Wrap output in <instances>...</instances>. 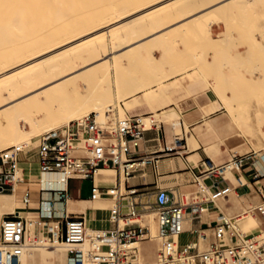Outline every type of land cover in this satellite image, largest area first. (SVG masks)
I'll use <instances>...</instances> for the list:
<instances>
[{"label": "bare ground", "instance_id": "obj_1", "mask_svg": "<svg viewBox=\"0 0 264 264\" xmlns=\"http://www.w3.org/2000/svg\"><path fill=\"white\" fill-rule=\"evenodd\" d=\"M6 1L8 5L4 3L5 5L3 7L0 6V142L4 143V140L9 144L20 142V145L24 146L26 142L37 140L36 138L40 135L48 134L53 129L69 125L71 120L79 119L80 121V119L86 117L88 115L86 113L89 112L96 113L97 123L101 127L108 130L115 128L116 123L112 125H102V123L109 118H106V116H108L106 114L113 112V109H115L114 91L116 83L119 87L118 91L122 89L120 80H115L116 77L114 76L115 78H113L112 76L115 74L112 73L113 69L111 66L115 68L119 67L121 62L120 56L123 57L122 53L124 55V52H130V50L133 49L129 45L133 35L132 33L135 31V29L132 28L133 26L136 25L140 28H147L152 25L153 21L159 16H181L179 17L181 21L177 23L175 27L180 28L185 26L183 29H185V31L187 30V34L188 32L190 34L191 31L193 33H198L201 28L203 30V27L206 30V22L202 17L204 14L213 11L215 13H222V16H229L228 13H231V11H229V5L230 7L233 5L243 6L248 3L250 4L252 0H116V2L115 0H111L110 3L108 0H102L104 2L101 0H95L97 2L90 0L91 2L88 1L90 4L85 0L84 3L87 4L88 9H86V4H84L85 8L82 6L84 10L83 8L80 9L82 5L80 1L83 0H79L78 2L74 0H17L18 2L20 1V3L14 0ZM9 1L11 3H9ZM78 5H80L79 8ZM75 6L77 10L74 8ZM234 6L233 9L235 8ZM245 7L247 6L245 5ZM239 11H241V9ZM238 15L237 13L236 16ZM127 18L129 19L125 22H121ZM237 18L239 19V17ZM189 29L190 31H188ZM170 32L172 31L170 30ZM132 39H134V37ZM153 44L147 41L146 44L134 49V53L133 51L130 53L127 52V55H130L129 57L127 56L130 58V63L132 60L136 59L137 56H139V59L135 61L136 63L139 62L140 56L143 55L144 57L142 53L143 50L149 48V50L151 49L150 52L153 51ZM125 48L127 50H125ZM111 53L115 54L109 57ZM152 57L153 56L149 58L151 60H148L152 61ZM111 59L113 61L112 65L108 63L109 60L111 62ZM155 62H157V59H155ZM140 63H142V60ZM142 64L146 67L148 63L146 64L144 62ZM190 66L193 69L192 72H189V69H185L184 71L183 69L181 70V72L183 71L181 77L183 80L181 82H184L189 75L193 76L191 79L196 77L197 72L194 67L195 65ZM140 67L142 69L143 66L140 65ZM124 68H126V66H124ZM149 69L152 68L149 67ZM120 70H122V67H120ZM122 72L123 71L119 73L121 80L123 79L121 75H126L128 73L127 71V73L125 72L126 74ZM143 72L145 73V70ZM84 73H86V77ZM119 74L117 73V76ZM149 74L152 75L151 72ZM129 75H131V73ZM153 76L154 75H152V77ZM152 79L154 80V78ZM131 81L134 80L131 79ZM127 87H129V85ZM122 90L126 92L125 89ZM121 92L119 94H123ZM123 95L120 97V100L122 98V100L126 101L128 98L125 97L126 99H124ZM115 101L118 106V100ZM48 112L52 115L50 114L46 117ZM164 113H166V111ZM53 114L55 115L53 116ZM54 117H56V119H53ZM151 117L152 116H142L140 120L147 126L152 125L151 122L153 120ZM166 117L168 121L173 118L179 119V114L175 109H170L167 111ZM54 120L55 124L52 123ZM158 122L161 121L158 119ZM173 124L181 130L180 122H174ZM28 126H30V129ZM192 138L193 135L188 137L189 140ZM21 165L23 166L21 162L17 165L16 178L20 177L19 166ZM257 166L261 172H264V164L261 159L257 162ZM20 170L22 171V169ZM235 170L238 171L235 172ZM113 172L114 170L111 168L99 169L95 178L96 184L98 186H107V184L113 180ZM223 174L231 176L240 174L242 176L240 168L233 163L228 164L224 168ZM61 180L62 176L58 173H41L39 179L40 182L42 181L45 183L60 182ZM16 189L17 184H15L14 188L5 187L4 189H0V192L8 190L15 191ZM105 195L107 196V194ZM48 196H50L49 192ZM106 196L98 194L95 198V203L100 204L105 202ZM109 198L111 199L112 197ZM222 199H229V197H222ZM68 201V203L72 204L74 207L78 205L79 212L85 213L86 220L89 219L88 209L91 208V202H94L93 200L69 199ZM215 203H217V201ZM1 207L2 209L5 208L0 206V209ZM223 207H225V205H223L222 208ZM54 208L56 210V215H60L63 204L56 201ZM49 209V205L46 204L44 212L49 213ZM21 211L24 212V209H18L17 211L19 216L21 215ZM151 213L154 212L144 214L141 217V224L149 227V236L152 231L156 229H159L160 236V225L156 219V214ZM27 214L30 215L28 212ZM143 217L145 224L142 222ZM219 217L230 218L226 215H219ZM31 219L29 221H31ZM29 221L26 236L29 246L21 256L20 261L28 260L29 253L32 258H35L31 252L39 246H42L43 248H39L41 258L50 260V258L53 259L56 257L66 263L67 254L61 251L60 254L57 255L55 252V249L64 247L63 243L58 240H49L44 233L39 241L32 242L33 237L36 235L33 236L32 232L29 231L31 229V227L29 229ZM36 225L38 228L42 226L48 227L57 234L58 225L55 221H40L39 218H37ZM247 225L252 229L254 228V224L250 220L247 221ZM97 231L98 229H94L90 225L87 226L89 238L84 244L85 249H91L92 238L95 237ZM159 236L154 237L151 234V246L153 245L154 247ZM140 242L141 241L132 242L130 243V247L135 246L139 248V255L147 256L148 251L151 249H147L146 246H137ZM137 251L135 253H137ZM136 257L132 259L133 263ZM148 258L155 261L154 257L151 258L150 256ZM1 259H3V254ZM21 262L20 264H23Z\"/></svg>", "mask_w": 264, "mask_h": 264}, {"label": "built area", "instance_id": "obj_2", "mask_svg": "<svg viewBox=\"0 0 264 264\" xmlns=\"http://www.w3.org/2000/svg\"><path fill=\"white\" fill-rule=\"evenodd\" d=\"M150 127H146L140 118L127 116L118 119L115 128L108 130L97 123L95 114H89L82 122L75 121L63 130L52 131L40 138L36 147L40 171L60 174L62 187L47 190L51 197L41 200L38 218L40 221L57 222V234L48 227H45L44 233L48 234L46 237L49 240H58L64 244L67 264H134L132 259L136 257L138 248L130 247V243L148 239L150 229L141 224L140 218L150 212L156 214L160 225L158 264H264V237L248 235L241 230L240 225L242 217H247L250 212L264 220V183L257 188L261 201L244 211V216L238 214L231 218L221 217L211 232H199L196 242H180L188 217L199 218L208 211L210 203L228 197V193L234 189L231 186L221 187L218 180L212 184H208L207 180H226L223 171L228 164L233 163L242 168L256 157L264 160V155L255 150L243 154L234 153L221 167L207 168L195 176L194 183L199 189L197 195L190 197L188 202L184 198L179 201L172 191L160 188L154 202L148 204L141 199L145 193L140 190V186L130 185L129 179L150 164L157 166V156L133 155V150L140 147L144 133ZM26 148L12 145L1 150L0 160L6 167L0 171V189L14 188L20 181L16 178L17 162L21 154L29 152ZM110 166L118 173L119 185L98 186L95 180L97 171ZM254 178L259 181L264 178V174L255 172ZM71 179L93 180V199L103 193L117 196V199L124 202L126 199L124 206L128 211H122V204H116L110 209V217L117 222V227L98 230L92 238L90 250L84 247L89 238L85 217L71 215L66 208L69 200L68 182ZM123 187L125 192H122ZM201 196V200L195 199ZM56 201L64 205L60 215H56ZM24 202H30L29 192L25 194ZM46 204L50 207L49 213L44 212ZM27 231V218L4 214L0 222V264H20V258L29 246ZM206 240H210L207 245L204 243ZM33 241L39 240L33 238Z\"/></svg>", "mask_w": 264, "mask_h": 264}, {"label": "rangeland", "instance_id": "obj_3", "mask_svg": "<svg viewBox=\"0 0 264 264\" xmlns=\"http://www.w3.org/2000/svg\"><path fill=\"white\" fill-rule=\"evenodd\" d=\"M14 1L16 2L17 0H14ZM20 1L19 2L17 1V2L20 3ZM66 1H68V0H66ZM74 1L78 2L79 0H74ZM84 1L85 0L80 1V4H82L80 9L83 8L82 6H84V4H86V3H84ZM88 1H90V0H87L86 2L88 4H90L91 1H95V0H91L90 2H88ZM108 1L110 3L111 0H108ZM95 2H97V1H95ZM102 2H104V1H102ZM115 2H116V0H115ZM4 3L7 4V1L6 0H0V4H1L0 6L3 7L5 5ZM9 3H11V2L9 1ZM18 3H17V5H18ZM7 5H6V7H7ZM13 5H14V3H13ZM245 5L247 7H245ZM245 5H243V6H241V5L240 6L239 5L234 6L233 5L235 7L234 9H233L232 4H231L232 7H230V5H229L230 9L229 8L228 9H229V11H231V13H228V14L230 17L228 15L222 16V13L221 14L215 13L213 11L204 14V16H202V17L204 18V20L206 22L205 24L207 25V26L205 25L206 30L203 27V30L201 28L202 32L200 30V31H198V33L194 32L195 34L192 31L190 34H189V32L187 34L186 33L187 30L185 31V29H183V27H185V26H182L180 28L175 27V25L177 26V23H179L181 21L179 19V17H181V16H163V17L159 16L156 19L153 18V19H155L153 21V24L147 28L146 27L140 28V27H137L136 25L133 26L132 28H134L135 31L132 33L133 34L132 38L134 37V39L131 38V40L129 42V45L133 49L130 50V52H132L137 47L146 44L147 41L152 42V44L154 43L152 45V48L154 47V50H153L154 52L151 51L153 53V55H152V53L150 52L151 49L149 50V48H148L147 49L148 51L143 50L142 53L144 54V57H143V55L140 56L139 62L136 63L137 59H139V56H137L136 59L132 60V62L130 63V61H129L130 58H128L130 55H127L130 52L126 51V52H124V55L122 53L123 57L120 56V61H121L120 64L121 65L119 64V67H117V68L111 66V68L113 69L112 73L115 74V75H112L113 78L116 77L115 80H117V79L120 80V82L122 83L121 88L125 89L126 92L122 89L120 91H118L119 87L117 86V83H116V87H115V91H114V95H115L114 96V104H115L114 108L115 109H113V112L106 114V115H108V116H106V118L107 117H109V118H108V120H105V122L102 123V125L103 126H104V124L112 125V124L117 123L118 119H122L123 117L126 118L128 116L126 113V109H131L133 106L140 103L142 97H144L146 100H150L151 98L155 97L156 94H160V93H164V92L168 91L169 90L168 88H170L173 85H169V86L164 85L166 83V81L168 79H170L171 77H173L174 75H177V74H180L181 75L180 78H181L183 75L182 73L185 69H191L190 65H195L194 67H195V70L197 72V75L194 79H191L193 76L189 75L188 77H186V80L190 79L191 81H195V80H198L199 77H202V76L205 77L209 73H214L215 68H216V62L215 61L218 59V54L220 53V52H218L219 45H221L225 42V38H220V37L217 38V35H215L212 32L211 27L214 23L224 22L226 25V29H227L226 34H231V33L237 34V37L233 39L232 45L236 49H238L241 46H246L247 64L245 66L243 65L241 67H245L247 69V73L252 76L253 80L255 79L256 85L252 89H249L246 92V94H244V96L247 99L246 101H244V102L238 101L239 107H238V115L237 116H235L236 111L230 105V103L227 101L225 94L224 93H219V94L220 95L222 94L221 98H222L224 104L230 108V112L233 115L235 121L240 124V127L242 128L241 135L246 136L249 139V141L253 145V149L256 152L264 154V128L262 127V125L264 124V0H252L250 4L248 3ZM251 5H252V7H251ZM9 6H11V5H9ZM79 6L80 5H78V8H79ZM86 7H87L86 9H88L87 4H86ZM74 8L77 10L76 6ZM84 8H85V6H84ZM84 8H83V10H84ZM240 9H241V11H239ZM237 13L239 14L238 16H236ZM237 17H239V19ZM240 18H243V19H240ZM128 19L129 18L124 19L121 22H125ZM228 19H230V20H228ZM236 23H238V24H236ZM188 24H191V23H188ZM229 24H230V26H229ZM172 27H174V28H172ZM170 30L172 32H170ZM188 31H190V29ZM229 31H230V33H229ZM125 50H127V49L125 48ZM115 53H119V52H115ZM115 53H111L109 57L114 56L113 54H115ZM133 53H134V51H133ZM209 53H212L211 59H208ZM238 54H239V52H238ZM151 56H153L152 61H149V60H151V59H149ZM118 58H119V56H118ZM153 59H154V62H155V59H157V62H155L156 64L153 62ZM141 60H142V63H144V62L146 64L148 63L146 67H148V65H149V67L152 69H149V67L148 68L144 67V65L142 63H140ZM146 61H148V62H146ZM112 62H113L112 59H111V62H110V60L108 61V63H110V65H112ZM158 62H160L162 65ZM150 64L152 65V67ZM140 65L143 66L142 67L143 70L141 69ZM124 66H126L127 69L124 68ZM159 66H160V68H159ZM120 67H122V70H120ZM129 68H131V69H129ZM144 68H146L148 72L150 71L151 74L154 76L152 77V75L149 74L150 72L148 73L146 71V69H144ZM182 69H183V71L181 72ZM144 70H145V73L143 72ZM121 71H123L124 74H126L128 72L126 75H121L123 78L122 80H121V77L119 74ZM219 71H220V69H219ZM146 72H147V74H146ZM117 73L119 74L118 76H117ZM130 73H131V75H129ZM162 73H165V74H162ZM255 74H257V77H255ZM84 76L86 77V73H84ZM243 76L244 75L241 72L240 67H238L237 73H236L234 79L239 80V78H243ZM133 77H135V78H133ZM152 78H154V80ZM131 79L134 81H131ZM126 80H127V82H126ZM182 80L183 79L181 78L180 80H177V82H181ZM127 84L129 85V87H127L128 86ZM125 85H127V86H125ZM124 86H125V88H124ZM161 89H162V91H161ZM127 91H129L130 93ZM148 91H149V93H148ZM120 92L123 94L125 93V94L124 95L119 94ZM137 92L138 93L143 92V96H138ZM122 95H123L124 99H126V98H128V99L126 101H124L121 98V100H120V97ZM115 100H118V106L116 105ZM219 106L220 105L217 102L214 103L213 106L210 108V111H214L215 109L219 108ZM167 111H166V113H164L165 111L162 113H155L154 116L151 117V119L153 120L151 122V124L158 122V119L160 121H164L166 123H172V124L174 122H180L179 119H177V118H173L172 120L168 121V118L166 117ZM49 112H48V114H46V117H48L51 114V113L49 114ZM111 113H112V115H111ZM86 114H88V115L89 114H95V116H96L95 112H89ZM54 115L55 114H53V116ZM56 115L58 116L57 112H56ZM53 119H56V117H54ZM96 119H97V116H96ZM75 121H79V119L71 120L69 125L74 124ZM80 122H82V119H80ZM52 123L55 124V120L52 121ZM52 123H51V125H52ZM69 125H67V126H69ZM67 126L60 127L58 129H53L52 131L63 130ZM145 126L150 127L151 125L147 126L145 124ZM28 128L30 129V126H28ZM176 131L178 133H181V130L178 127H176ZM41 137H42V135H40L38 138H36L37 140H33V142L29 141V142L25 143L24 146H27L26 150L29 151V154H35L36 147L39 144ZM191 140H193V141L195 140L194 136ZM3 142L4 143L0 142L1 143L0 146H4V147H0V152H1V150L5 149V148L10 147V145L12 146V145H20L21 144L20 142L9 144L5 140ZM20 169H22V171H23L22 165L19 166V171H20L19 172V176H20L19 179H22L23 178V175H22L23 172ZM111 169H113V168H111ZM237 171L238 170H235V172H237ZM261 173L263 174L264 172H261ZM40 174H39V179H40ZM112 175H113V180L107 184L109 186L115 185L116 178H117V172L114 170ZM223 175L226 179H229V180L233 179L236 175L238 177V174L232 175V176L227 175V174H223ZM231 182H233L235 185L238 184V182L235 183V181H233V180H231ZM183 183H185L183 190L178 191L177 187H175L173 190L175 191L177 198H180L182 195L183 198L185 199V202H188L190 200V197L197 195V191L199 188L192 181L191 182L190 181H183ZM68 186H69V195L71 197H88L91 195V191H92L91 190L92 180L91 179H87V180L71 179L68 182ZM147 186H150V185H147ZM147 186H144V187H147ZM40 187L42 189L46 190L45 196H48V192H49V191H47L48 189L62 187V183H60L59 181L50 182V183H45V182L41 181ZM122 192H125L124 187L122 188ZM147 192H148L147 190H143V193H145V194L143 196H141L142 201L144 203H148V204L153 203L155 200L154 194H151V193L147 194ZM103 195L106 196L104 193H103ZM109 197H112V198L110 199ZM228 197H229V201L226 199L220 198L219 200H217V203H214L216 210L213 211V218H216L219 215H226L227 217L231 218V217L236 216L238 214H242L244 211H246L249 208H252V206L255 205L253 202L245 201L247 197H243V196L238 197V195L233 190L228 193ZM195 199L201 200L202 196L201 197H195ZM248 199H249V197H248ZM116 200H117L116 196H114V195L109 196L107 194L105 202H102L100 204L95 203V201L91 202V209H92V207L94 210L111 209L112 207L116 206ZM125 202H126V199H125ZM234 202H235V206L237 208H233ZM210 204H213V203H210ZM223 205H225L226 208L225 207L222 208ZM241 205H242V207L239 208V206H241ZM0 206H3V208L4 207L6 208V209L5 208L2 209V207H1L0 210L2 212L0 211L1 212L0 213L1 214L0 220L3 218L4 214H16L19 216V213L17 214V211H18V209L22 208L23 206L18 204L17 189L15 191L8 190V191L0 192ZM7 206H8V208H7ZM68 206H69V209L71 208L70 210H72L73 208L76 207V209L79 212L78 205H76L74 207L72 204L68 203ZM125 211H128V208H125ZM27 212L29 213L30 211L29 210H24V212L21 211L20 216L27 218L28 221L31 218L33 219V220L31 219V221H29V229L31 227V229L29 231L32 232L33 236L36 235L35 237H33L34 239L39 240L42 237V234L44 232H46V229L44 226L38 228V226L36 225V219H37L36 215H34L32 213H30V215H28ZM151 214H154V213H151ZM242 216H244V215L242 214ZM249 220L254 224L253 229L247 225V221H249ZM142 222L144 223V217L142 218ZM121 224L123 226L124 222L122 221ZM240 225H241V230L243 232H245L246 234L256 236V237H264V220L258 214L251 213V212L248 213L247 217H242V219L240 220ZM151 234L154 237H158L159 236V229L153 230ZM151 234L148 237V239L142 240L137 245V246H143V247L146 246L147 249H151V250L148 251L147 256H145V255L141 256V255H139V248H138V251L136 253L137 257L134 260V264H158V249L161 246V239L159 236V239L155 242L156 244L153 247V245L152 246L150 245ZM44 235L48 236V234H46V233H44ZM182 239L183 240L187 239V235L182 236ZM39 248H43V247L39 246L37 249H35V250H33V252H31V253H33L35 258H32L31 254L29 253V259L30 258H32V259L31 260H29V259L23 260L21 263H23V264H67V262L65 263L64 261L59 260L56 257L53 259L50 258V260H45V259L41 258ZM53 248H55V247H53ZM61 251H63L64 253L67 254L64 247L59 248V249H55V252L57 255L60 254ZM150 256H151V258L154 257L155 261L148 258ZM138 260L140 263L138 262Z\"/></svg>", "mask_w": 264, "mask_h": 264}, {"label": "crops", "instance_id": "obj_4", "mask_svg": "<svg viewBox=\"0 0 264 264\" xmlns=\"http://www.w3.org/2000/svg\"><path fill=\"white\" fill-rule=\"evenodd\" d=\"M211 30L217 35V38H225V42L219 45L218 52L220 53L218 54V59L215 61L216 68L214 73H209L205 77H199L198 80L192 82L190 79L185 82H177V79L181 76L177 74L168 79L164 84L173 85L168 91L156 94L150 100L142 97L140 103L131 109H126L127 115L134 118L153 116L155 113H162L170 109H175L179 114L181 133L176 131V127L172 123L164 121L156 122L150 129L145 131L140 147L133 150V155L135 156L159 157L157 166L150 164L146 168L134 173L129 179L130 185L140 186V190L148 191L147 194L151 193L155 196L160 188H167L175 194L173 190L175 187H177L178 191L184 189L185 183L183 181L194 182L195 176H199L207 168L213 167L217 169L221 167L230 160L234 153L243 154L254 150L249 139L241 135L242 128L240 124L235 121L230 108L224 104L219 94H225L227 101L236 111L235 116H237L238 101H246L247 99L244 94L256 85L255 79L253 80L252 76L247 73V69L241 67L247 64L246 46L236 49L232 45L233 39L237 37V34H226L227 29L224 22L214 23ZM211 58L212 53H209L208 59ZM238 67H240L244 76L236 80L234 77ZM188 71L192 72L193 69L191 68ZM255 77H257V74H255ZM137 95L143 96V92ZM216 102L220 105L219 108L210 111V108ZM262 127L264 128V124ZM190 135L194 136V141L188 139ZM168 149L171 151H168ZM259 160L256 157L253 162L240 168L242 176L238 175L237 177L236 175L231 179L238 182L237 185L229 179L221 180L220 178L208 179L207 183L212 184L214 180H218L221 187H233V191L236 192L238 197H247L245 201L253 202L256 205L262 199L257 188L260 184L264 183V178L259 181L254 178V173L260 172L257 166ZM261 161L264 164V160L261 159ZM19 162L23 163V178L17 183L18 204L23 206L20 209L29 210V213L36 215V218H38L41 200L50 198L51 194L50 196H45V191L42 192V188L40 187L39 174L41 171L36 152L35 154H29V152L21 154L17 165ZM5 167L0 160V171H3ZM109 168L113 167L110 166ZM240 181L244 183L240 184ZM116 184L119 185L118 173ZM27 192H29V203L24 202V196ZM91 196L92 191L88 197H71L69 195V199H90L95 201ZM182 198L183 196L181 195L177 200L181 201ZM226 200L229 201V199ZM116 204H122V211H125L124 201L118 198ZM66 208L69 214L83 215L86 219V214L78 212L76 207L70 210L68 202ZM233 208H237L235 202ZM214 210H216L214 204H209L208 211L202 213L199 218L192 219L188 217L186 219L185 232L180 235L181 244L196 242L199 232L212 231L221 218L219 216L213 218ZM88 217L89 219L86 220L87 226L90 225L94 229L111 230L115 229L118 225L110 217V209L94 210L89 208ZM184 235H187V239L185 240L182 239ZM209 241H204L205 245L209 244Z\"/></svg>", "mask_w": 264, "mask_h": 264}]
</instances>
